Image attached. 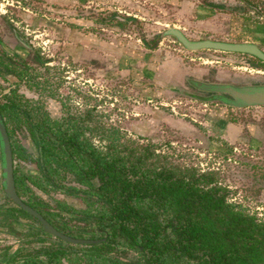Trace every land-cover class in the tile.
<instances>
[{"label":"trees","instance_id":"obj_1","mask_svg":"<svg viewBox=\"0 0 264 264\" xmlns=\"http://www.w3.org/2000/svg\"><path fill=\"white\" fill-rule=\"evenodd\" d=\"M8 30L14 45L0 39V116L10 144L14 190L57 231L93 242L70 243L44 232L35 217L3 193L0 169V238L15 240L1 261L264 264V221L229 202L214 171L185 167L155 152L149 141L125 138L117 127L94 119L90 109L51 113V107L61 109L51 96L28 99L18 92L31 49L12 26ZM242 56L254 61L248 65H264ZM175 92L210 103L183 89ZM143 128L140 124L131 131L141 137ZM93 136L103 145L93 144ZM19 161L31 166L18 167ZM69 197L81 207L67 204Z\"/></svg>","mask_w":264,"mask_h":264},{"label":"rangeland","instance_id":"obj_2","mask_svg":"<svg viewBox=\"0 0 264 264\" xmlns=\"http://www.w3.org/2000/svg\"><path fill=\"white\" fill-rule=\"evenodd\" d=\"M244 1L240 4L235 0H206V3L212 6L218 3L215 6L224 13L230 12L229 8L240 5L239 7L243 9L241 11L243 20H249L254 24L262 23L260 31L264 32V0ZM247 3L257 9L259 7V13L246 12ZM52 4L53 2L49 0H0L2 43L10 48L14 45L11 31L8 30L10 25L31 49L28 54L30 57L26 56L28 68L25 69L17 91L28 99L51 96L61 106L60 111L49 108L51 113L60 114L61 111L73 114L89 113L90 109L94 119L101 124L117 127L125 138L139 142L149 141L153 144L155 152L168 154L185 167L197 171H214L217 183L227 191V200L238 209L264 221V106H227L213 99L211 93L190 87L184 77L179 79L176 74L174 78L181 81L184 91L198 97L209 98L210 103L206 104L208 107L206 106L205 111L207 108L211 109L216 115L215 109H224L219 116L228 118L231 131L225 132L224 139L211 135L206 140L202 136L203 130L190 123L191 119L203 121L199 117L201 115L199 102H190L185 99L189 97L181 96L180 99H175L172 115L168 114L169 110L157 105V111L160 113L150 115L154 121L150 118L152 125L144 127V135L139 137L131 130L142 122L136 124L134 122L149 118V114L147 111L143 113L145 116L141 114L133 117L132 114L124 113L127 109L131 111L132 105L131 100L125 99L126 102H123V98L133 93V89L127 90L124 78L113 72V66L106 68L105 65H101L93 69L89 67V55L79 56L78 62L68 51L77 35L83 37L88 32L89 11H86V7L80 6L70 8L69 2L56 7ZM70 9L73 10L72 13L69 12ZM76 20L80 22L76 23ZM192 20L193 23H197L195 19L191 18ZM217 21L224 23L227 28L233 25L229 20ZM4 22L8 24L7 27ZM126 27L124 28L126 31L132 30L136 36L148 35L150 38L159 34L160 46L168 52L169 58L173 62L182 63L186 72H192L200 82L234 86L264 85V65L258 67L248 65L246 62L250 60L253 64L254 61L242 54L212 50L186 51L172 37L162 35L165 26L154 29L158 32L153 34V29L141 20L139 23L132 21ZM77 31L81 34H77ZM182 32L191 39H218L213 30H210V26L190 25L183 27ZM258 45L264 50V41H260ZM39 61H42L40 65ZM103 75L106 76L101 78ZM95 78L98 81L91 82L90 79ZM171 94L177 98L179 96L176 92ZM92 142L98 147L104 143L96 136L92 137ZM17 166L29 167L31 164L19 161ZM57 197L63 199L62 195ZM3 200L4 195L0 191V204ZM66 203L81 207L77 198L69 197ZM14 243L13 239L0 238V258L1 253L6 252V255L10 253ZM6 246L8 247L4 249ZM61 264L70 262L62 260Z\"/></svg>","mask_w":264,"mask_h":264},{"label":"crops","instance_id":"obj_3","mask_svg":"<svg viewBox=\"0 0 264 264\" xmlns=\"http://www.w3.org/2000/svg\"><path fill=\"white\" fill-rule=\"evenodd\" d=\"M49 2H53L52 5L55 7L69 2L70 8L72 6L87 8L89 30L83 37L77 35L68 51L72 58L74 56L77 58L78 62L79 56L89 55V67L93 69L101 65H105L106 68L113 66V72L124 78L127 90L133 89V93L123 98V102H126L125 99L131 100L129 104L132 105L131 111L127 109L124 113L137 117L148 111L149 118H144L146 121L143 119L134 122V124L142 122L144 127L152 125L150 115L160 113L157 111V105L169 110L168 114L172 115L175 99H180L181 95L177 93L179 95L177 98L171 93L175 92V88L185 90L181 81L174 78L176 74L179 79L184 77L183 79L188 83L200 80L192 72L187 73L182 63L173 62L169 58L168 52L160 46L159 34L148 38V35L136 36L132 30L126 31L124 28H127L126 26L132 21L135 23H139L140 20L145 21V25L153 29V34H157L155 32L158 31L154 29H158L159 26H173L182 31L183 27L196 25V27L210 26V30H213L218 39L251 41L256 44L264 41V32L260 31L262 23L254 24L249 20H243L241 16L243 9L237 4L229 8L230 12L224 13L215 6L218 3L212 6L206 3V0H49ZM235 2L241 4L245 1L235 0ZM245 6L246 12L259 13V7L257 9L248 3ZM60 9L59 7V12ZM69 12L72 13L73 10L70 9ZM114 18L120 20L122 24L115 25L117 22ZM191 18L197 23H193ZM222 19L229 20L233 25L227 28L224 23L216 22ZM76 33L81 34L78 31ZM90 80L98 81L97 78ZM185 99L194 103L198 101L200 104L198 108H201L199 117L203 121L191 119V125L203 130L202 136L206 140L211 135L224 139L225 132L231 129L228 126L230 124L228 118L219 116L224 109H215V115L211 109L207 108L205 111L207 103L191 98Z\"/></svg>","mask_w":264,"mask_h":264},{"label":"water","instance_id":"obj_4","mask_svg":"<svg viewBox=\"0 0 264 264\" xmlns=\"http://www.w3.org/2000/svg\"><path fill=\"white\" fill-rule=\"evenodd\" d=\"M162 35L172 37L182 49L186 51L212 50L221 52H232L246 54L264 61V50L251 41H229L213 38H188L177 27L167 26L162 30ZM190 83L201 91L213 93L212 98L230 107H246L252 105L264 106V85L256 86H234L231 84L205 83L190 81ZM0 169L1 187L3 193L18 207L35 217L41 225V229L59 239L70 243H90L89 239H79L65 235L53 228L37 211L23 203L17 196L12 176V155L9 139L3 120L0 116ZM0 264H9L0 261Z\"/></svg>","mask_w":264,"mask_h":264},{"label":"flooded vegetation","instance_id":"obj_5","mask_svg":"<svg viewBox=\"0 0 264 264\" xmlns=\"http://www.w3.org/2000/svg\"><path fill=\"white\" fill-rule=\"evenodd\" d=\"M208 93H210V92H208ZM212 95H214L213 93H211Z\"/></svg>","mask_w":264,"mask_h":264}]
</instances>
